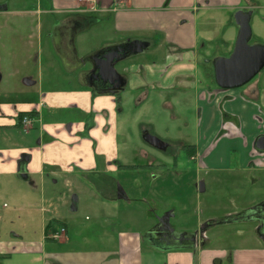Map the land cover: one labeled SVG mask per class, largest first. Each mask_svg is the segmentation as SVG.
Here are the masks:
<instances>
[{
	"label": "crops",
	"instance_id": "1",
	"mask_svg": "<svg viewBox=\"0 0 264 264\" xmlns=\"http://www.w3.org/2000/svg\"><path fill=\"white\" fill-rule=\"evenodd\" d=\"M95 7L24 0L9 19L8 3L0 4V196L15 205L0 211V264H264L263 205L237 214L253 228L232 237L220 225L233 223V213L208 209L187 226L186 211L158 196L169 164L131 163L122 126L132 94L139 111L151 90H195L196 136L187 145L199 160L196 190L238 181L246 205L264 200L257 148L264 70L223 89L212 63L232 53L239 10L253 12L250 24L256 19L250 44H264V0H97ZM131 42L144 47L116 64L123 88L97 89L94 56Z\"/></svg>",
	"mask_w": 264,
	"mask_h": 264
},
{
	"label": "rangeland",
	"instance_id": "2",
	"mask_svg": "<svg viewBox=\"0 0 264 264\" xmlns=\"http://www.w3.org/2000/svg\"><path fill=\"white\" fill-rule=\"evenodd\" d=\"M21 1L24 0H0V4L6 2L9 5V14L4 16L9 19L18 18V13H14V11L18 10L16 7H19ZM43 17L46 16L43 15ZM251 25L255 29V18ZM33 66L35 69L36 65ZM199 68V83L206 84L210 79H206L204 75L205 67L202 66ZM260 73H258L250 83L259 78ZM4 79H6V76ZM14 79H11L12 84L16 83ZM4 84L5 82L0 84V92ZM126 91L128 92L129 90ZM195 94L196 91L192 89L182 91L151 90L147 96L146 102H144L139 111L135 106V95L132 94V99L128 102L124 101L122 107L125 113L123 115L124 120H122V126L123 132L130 134L127 140L130 146L129 156L130 158L132 157L131 163L138 166H145L151 160L155 163L167 162L169 164V169L167 171L168 182L162 185L165 191L158 196L165 201V204L168 205L169 208L176 210L179 214L186 211L187 217L189 218L186 222L187 226L195 225L197 217H202V221L205 220L207 218L208 209H210L209 212L211 214L221 218H224V215L227 213L236 215L231 217L233 223L230 225L229 223H227V225H224L226 223L220 225L223 226L222 228L227 226L226 228H229V230H227L226 233H228V236L232 237L234 233L237 234L241 231L247 232L249 231L248 228H253V225L247 223L248 221L239 220L240 216H237V214L243 211L248 213L253 208H259L260 205L264 206V200L259 197V200L255 204L251 206L246 205L240 198L242 197V193H240L242 186L238 181L232 185L228 184V186H226L227 184L208 185L203 193H199L196 190L195 182L199 160L194 158V153L190 152V150L188 151L186 147L184 148V145L193 143L196 136L195 125L197 108L195 105ZM142 125L150 127L162 140L168 141L170 147L166 151H160L147 145L142 138L141 128H144ZM150 128H148L149 131H152ZM123 145L124 142L121 140V147H123ZM141 148L144 149L146 155L148 154L147 157L141 154L139 151ZM144 151H142V153H144ZM174 158H176L177 161L176 168L172 164ZM204 176H206V174L201 172L200 177L204 178ZM80 193L85 194L86 192L84 193V190L80 189ZM154 203L156 202H153L151 205L153 207L158 206L159 210L158 202L156 204ZM14 206L13 202L5 200L4 198L2 199V196H0V211L14 209ZM202 212L205 213L202 214ZM194 227L196 228V226ZM61 234L63 233L58 232L54 234V236L61 237ZM228 240L223 239L222 241H225L224 243H230ZM235 240L236 239L233 241Z\"/></svg>",
	"mask_w": 264,
	"mask_h": 264
},
{
	"label": "water",
	"instance_id": "3",
	"mask_svg": "<svg viewBox=\"0 0 264 264\" xmlns=\"http://www.w3.org/2000/svg\"><path fill=\"white\" fill-rule=\"evenodd\" d=\"M252 11L239 10L235 14V20L239 27L234 49L229 56H220L213 59L214 76L217 85L223 89L241 87L250 82L264 68V44H250L252 38L251 17ZM130 44H140L131 42ZM131 53H139L142 48L135 46ZM116 52H110L97 60L100 77L114 87L122 89L125 84L124 77L119 74L116 64L123 60ZM116 91H113L115 93ZM144 141L152 147L165 151L168 142L157 135L146 133ZM257 148L264 151V137L257 140Z\"/></svg>",
	"mask_w": 264,
	"mask_h": 264
},
{
	"label": "flooded vegetation",
	"instance_id": "4",
	"mask_svg": "<svg viewBox=\"0 0 264 264\" xmlns=\"http://www.w3.org/2000/svg\"><path fill=\"white\" fill-rule=\"evenodd\" d=\"M136 45H139L138 48H142L144 46V44H123V45H119V46H116L112 49H108V50H102L101 52L97 53L96 56H94V62H95V65H94V69L92 70L91 73H89V77H90V80H94V85L97 89L99 90H108V91H116L118 92L120 89H116L114 87L113 84H110L109 82H106L104 81L101 77H100V74H99V69H98V65H97V62H98V58L99 57H102L103 55L107 54V53H110V52H116L120 57H125L127 56L129 53H131L133 51V49H135ZM205 61H212V60H209V59H205ZM207 67V66H206ZM141 132H142V138H143V135L146 134V133H151L153 131H149L148 128L144 127V128H141ZM153 134V133H152ZM168 142V141H167ZM170 147V144L168 143V147L167 149ZM185 148V146H184ZM166 149V150H167ZM165 150V151H166Z\"/></svg>",
	"mask_w": 264,
	"mask_h": 264
},
{
	"label": "built area",
	"instance_id": "5",
	"mask_svg": "<svg viewBox=\"0 0 264 264\" xmlns=\"http://www.w3.org/2000/svg\"><path fill=\"white\" fill-rule=\"evenodd\" d=\"M78 2L81 5L86 6L87 8H91L92 10L96 9L95 5L97 3V0H78ZM21 122H22L24 127H27L31 124V118L29 116H24L22 118ZM61 231L63 232L64 229H62Z\"/></svg>",
	"mask_w": 264,
	"mask_h": 264
},
{
	"label": "trees",
	"instance_id": "6",
	"mask_svg": "<svg viewBox=\"0 0 264 264\" xmlns=\"http://www.w3.org/2000/svg\"><path fill=\"white\" fill-rule=\"evenodd\" d=\"M186 147V149H188V151H189V148L191 147L190 145H187V146H185ZM191 152V151H190Z\"/></svg>",
	"mask_w": 264,
	"mask_h": 264
}]
</instances>
